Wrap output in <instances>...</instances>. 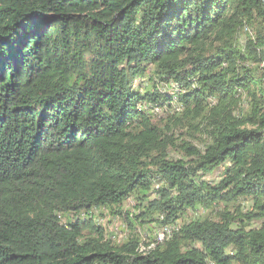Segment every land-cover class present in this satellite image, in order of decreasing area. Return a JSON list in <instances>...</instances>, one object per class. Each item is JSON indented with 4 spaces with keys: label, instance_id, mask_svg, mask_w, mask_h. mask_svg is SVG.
Listing matches in <instances>:
<instances>
[{
    "label": "trees",
    "instance_id": "obj_1",
    "mask_svg": "<svg viewBox=\"0 0 264 264\" xmlns=\"http://www.w3.org/2000/svg\"><path fill=\"white\" fill-rule=\"evenodd\" d=\"M0 264H264L262 0H0Z\"/></svg>",
    "mask_w": 264,
    "mask_h": 264
},
{
    "label": "rangeland",
    "instance_id": "obj_2",
    "mask_svg": "<svg viewBox=\"0 0 264 264\" xmlns=\"http://www.w3.org/2000/svg\"><path fill=\"white\" fill-rule=\"evenodd\" d=\"M140 83H143V82H141V79L136 78L135 81H134L135 86H139ZM163 110H160V112H159L160 115H155L156 119L161 120V119H163V117H165V113L163 112ZM171 154L173 156H175V157H179V155H180V154H177V152H174V153L172 152ZM126 208L128 210H131L133 213L136 211V210L133 209V203L131 202V200L127 201ZM95 214L97 216H99L100 222L106 227L107 231L110 232L111 234L117 235L119 239L124 238L125 235L129 232V229H127L123 225L121 217L120 218L119 217H115L114 215H112L109 212H107L105 210H102V209L97 210ZM201 214L204 216V215L207 214V212H202L200 210L194 216L198 217ZM86 215L87 214L79 213V214H76V215H71L70 219H72L73 216H76L77 218H79V217H82V216L86 217Z\"/></svg>",
    "mask_w": 264,
    "mask_h": 264
},
{
    "label": "built area",
    "instance_id": "obj_3",
    "mask_svg": "<svg viewBox=\"0 0 264 264\" xmlns=\"http://www.w3.org/2000/svg\"><path fill=\"white\" fill-rule=\"evenodd\" d=\"M159 237L165 238V228L159 230Z\"/></svg>",
    "mask_w": 264,
    "mask_h": 264
},
{
    "label": "bare ground",
    "instance_id": "obj_4",
    "mask_svg": "<svg viewBox=\"0 0 264 264\" xmlns=\"http://www.w3.org/2000/svg\"><path fill=\"white\" fill-rule=\"evenodd\" d=\"M168 232H170L169 227H165V234L168 233ZM157 235H158V233H157ZM160 238L163 239V237H160Z\"/></svg>",
    "mask_w": 264,
    "mask_h": 264
},
{
    "label": "water",
    "instance_id": "obj_5",
    "mask_svg": "<svg viewBox=\"0 0 264 264\" xmlns=\"http://www.w3.org/2000/svg\"><path fill=\"white\" fill-rule=\"evenodd\" d=\"M263 1V3H264V0H262Z\"/></svg>",
    "mask_w": 264,
    "mask_h": 264
}]
</instances>
